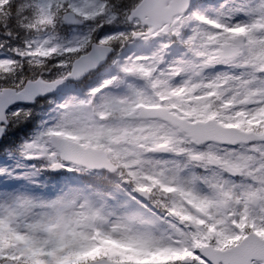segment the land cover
Returning a JSON list of instances; mask_svg holds the SVG:
<instances>
[{"label":"snow or ice","instance_id":"6c2138e0","mask_svg":"<svg viewBox=\"0 0 264 264\" xmlns=\"http://www.w3.org/2000/svg\"><path fill=\"white\" fill-rule=\"evenodd\" d=\"M42 99L0 264H264V0H0V136Z\"/></svg>","mask_w":264,"mask_h":264},{"label":"rangeland","instance_id":"374dc122","mask_svg":"<svg viewBox=\"0 0 264 264\" xmlns=\"http://www.w3.org/2000/svg\"><path fill=\"white\" fill-rule=\"evenodd\" d=\"M226 3V0H205L204 2H199L198 4H211L218 6L219 4ZM71 27H77V28H83L84 26H68L63 25L61 26V34L62 35H71V33L68 31ZM110 27V26H109ZM140 50H144L141 48ZM99 77H93L92 80L87 81L84 86L87 87L90 84H95ZM45 103V102H43ZM46 107L39 106H31L33 111L39 115L40 119L37 123H35V126L29 130L25 135L19 136L18 141L13 145V148L15 149L19 144H21L25 139L30 137L34 134L36 130H38L40 122L42 119H46V113L48 112L49 105L45 103ZM41 107V108H39ZM10 150H6L4 153H0V164H9L12 166H15L16 160L15 159H9V153ZM77 177H75L71 173H61L57 174L56 178L53 179L51 177L42 180V183L46 185L43 189H41L42 192L47 194H54L57 190H59L61 187H63L65 184L68 183H74L76 181ZM31 191L33 190V186L26 184L23 181L15 180V179H9L7 177H0V192H12V191Z\"/></svg>","mask_w":264,"mask_h":264},{"label":"trees","instance_id":"16d2710c","mask_svg":"<svg viewBox=\"0 0 264 264\" xmlns=\"http://www.w3.org/2000/svg\"><path fill=\"white\" fill-rule=\"evenodd\" d=\"M27 120L23 121L19 125L10 127L7 133L5 134V138L7 139V144L5 147H10L11 144L14 143L15 137L20 135L21 133H26L28 129L33 127L32 123H26Z\"/></svg>","mask_w":264,"mask_h":264},{"label":"water","instance_id":"95a60500","mask_svg":"<svg viewBox=\"0 0 264 264\" xmlns=\"http://www.w3.org/2000/svg\"><path fill=\"white\" fill-rule=\"evenodd\" d=\"M0 138H1V136H0Z\"/></svg>","mask_w":264,"mask_h":264}]
</instances>
